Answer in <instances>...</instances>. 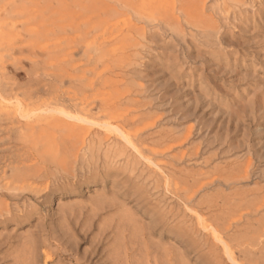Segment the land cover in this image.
I'll return each mask as SVG.
<instances>
[{"label":"rangeland","instance_id":"rangeland-1","mask_svg":"<svg viewBox=\"0 0 264 264\" xmlns=\"http://www.w3.org/2000/svg\"><path fill=\"white\" fill-rule=\"evenodd\" d=\"M142 2L0 0V264L233 263L200 245L197 202L264 196V0H201L209 31ZM139 131L151 167L119 136ZM235 166L247 176L227 180ZM253 211L227 222L247 250L220 235L236 264H264Z\"/></svg>","mask_w":264,"mask_h":264},{"label":"bare ground","instance_id":"bare-ground-1","mask_svg":"<svg viewBox=\"0 0 264 264\" xmlns=\"http://www.w3.org/2000/svg\"><path fill=\"white\" fill-rule=\"evenodd\" d=\"M200 1L201 0H181V2H180V5H179V7L177 6V3H176V1H169V0H143V2H142V4L141 5H139V7H141V11L140 12H142L143 13V15L145 16V17H149V16H153V14L152 13H150L148 16H147V14H146V12H147V10H151V12H153V10L154 9H162L161 10V12L159 13V16H160V19H161V22H164L166 25H168V26H170V25H173V24H176V25H180L181 23H180V19H179V17L178 16H176V12L179 10L182 14H184V16H185V19H186V21L189 23V24H191V25H194L193 27H195V22H197L199 25H202V26H204L203 28L205 29V30H210V25L206 22V21H204V19H203V16H202V12H201V8H200ZM234 1H238V0H234ZM236 2H234L235 4H236ZM240 2V1H239ZM239 2L237 3V4H239ZM125 3V2H124ZM233 3V2H232ZM225 4H226V2H225ZM225 6V5H224ZM119 7V6H118ZM219 7V6H218ZM121 8V7H120ZM123 8V7H122ZM203 8V7H202ZM119 9V8H118ZM178 9V10H177ZM207 9V8H206ZM222 9V8H221ZM233 10V9H232ZM126 11V10H125ZM144 11H145V13H144ZM155 11V10H154ZM223 11H225V9L223 10ZM222 11V12H223ZM127 12V11H126ZM221 12V11H220ZM219 12V13H220ZM230 12H231V10H230ZM179 13V12H178ZM218 13V14H219ZM226 13V12H225ZM126 14V13H125ZM128 14V13H127ZM126 14V15H127ZM152 14V15H151ZM222 14V13H221ZM227 14V13H226ZM117 15V14H116ZM225 15V14H224ZM120 16V15H119ZM133 16V15H132ZM134 16H135V14H134ZM137 16V15H136ZM183 16V15H182ZM220 16V15H219ZM235 16V15H234ZM154 17V16H153ZM128 18H130V16L128 15ZM119 19V18H118ZM144 19V18H143ZM150 19V18H149ZM153 19V18H152ZM154 19H156V18H154ZM137 20V19H136ZM184 20V19H183ZM138 22V21H137ZM122 23V22H121ZM144 23V22H143ZM159 23V22H158ZM210 23H212V22H210ZM129 24V23H128ZM145 24V23H144ZM157 24V23H156ZM130 25V24H129ZM150 25V24H149ZM152 25V24H151ZM165 25V26H166ZM185 25V24H184ZM190 25V26H191ZM158 26V25H157ZM156 26V27H157ZM164 26V27H165ZM118 27V26H117ZM131 27V26H130ZM155 27V26H154ZM167 27V26H166ZM176 27V26H175ZM174 27V28H175ZM183 27H185V26H183ZM192 27V26H191ZM159 28H160V26H159ZM169 28V27H168ZM219 28V27H218ZM119 29V28H118ZM153 29V28H152ZM157 29V28H156ZM155 29V30H156ZM170 29V28H169ZM197 29H199V28H197ZM165 30V29H164ZM174 30V29H173ZM159 31V30H158ZM163 31V30H162ZM168 31V30H167ZM177 31H178V29H177ZM176 31V32H177ZM219 31V30H218ZM218 31H217V33H218ZM147 33V32H146ZM164 33H165V31H164ZM163 33V34H164ZM178 33V32H177ZM176 33V34H177ZM183 33V32H182ZM186 33V32H185ZM148 34V33H147ZM150 34V33H149ZM215 35H216V33H214ZM159 35V34H158ZM161 35V34H160ZM184 35V34H183ZM162 36V35H161ZM173 36V35H172ZM176 36V35H175ZM196 36V35H195ZM160 37V36H159ZM177 37V36H176ZM184 37V36H183ZM209 37H210V35H209ZM178 39H179V37H178ZM197 39V38H196ZM196 39H194V40H196ZM181 40H182V38H181ZM183 41V40H182ZM166 42V41H165ZM164 42V43H165ZM169 44V43H168ZM191 45V44H190ZM192 47V46H191ZM133 57V56H132ZM218 57V56H217ZM216 58V57H215ZM210 59V58H209ZM222 60V59H221ZM216 75V74H215ZM69 98V97H68ZM72 98H74V97H72ZM53 99H54V97H53ZM66 101V100H65ZM56 105V104H55ZM77 107V106H76ZM66 108V107H65ZM66 110V109H65ZM58 111V110H57ZM71 113V112H70ZM69 113V114H70ZM72 114V113H71ZM84 114V113H83ZM94 114V113H93ZM91 115V114H90ZM72 116V115H71ZM67 117V116H66ZM90 117V116H89ZM68 118V117H67ZM72 118V117H71ZM79 118V117H78ZM82 118V117H81ZM80 118V119H81ZM94 118V117H93ZM134 118V117H133ZM69 119V118H68ZM59 121H61V120H59ZM79 121V120H78ZM136 121V120H135ZM84 122V121H83ZM158 122V121H157ZM238 122V121H237ZM90 123V122H89ZM88 123V124H89ZM96 123V122H95ZM84 124V123H83ZM61 125V124H60ZM85 125H86V123H85ZM90 125H92V124H90ZM111 127V126H110ZM89 128V127H88ZM114 128V127H113ZM109 129V128H108ZM107 129V130H108ZM150 129V128H149ZM67 131V130H66ZM103 131V130H102ZM143 132V131H142ZM187 132V131H186ZM121 134H119V136L120 137H122L123 139H124V141L127 143V145H129V148L131 147L133 150H134V153L136 152L137 153V156L139 155V157H141V158H143L144 159V161H145V164L146 165H148L149 167H151L154 163H153V160H155L160 154H161V152H159L158 151V149H154V150H152V158H147L146 156H145V151H143V150H140V149H138V147H137V145L138 144H142V143H144V141H142V136H141V131H139V132H137L133 137H130L129 135H126V134H124V133H122V132H120ZM144 133V132H143ZM146 134V133H145ZM117 135H118V133H117ZM178 135V134H177ZM103 136H104V133H103ZM106 137V136H105ZM104 137V138H105ZM187 137H189V134H188V136ZM121 138V139H122ZM122 139V140H123ZM183 139V138H182ZM86 140V139H85ZM91 140V139H90ZM106 140V139H105ZM105 142V141H104ZM173 143H178V139L177 138H174V140H173ZM156 146V145H155ZM158 146V145H157ZM166 146H167V144H166ZM101 147V146H100ZM163 147H165V145L163 146ZM182 147V146H181ZM98 148V147H97ZM168 148V147H167ZM171 148V147H170ZM238 148V147H237ZM99 149V148H98ZM174 149V148H173ZM147 150V149H146ZM227 150V149H226ZM87 151V150H86ZM132 151V150H131ZM201 152V151H200ZM222 152V151H221ZM165 154H166V152H165ZM72 155V154H71ZM173 157V156H172ZM172 157H170V158H172ZM140 158V159H141ZM108 159V158H107ZM184 159V158H183ZM177 160H179V159H177ZM143 161V162H144ZM153 168H155V166H153ZM221 168V167H220ZM234 169L235 170H232L231 172H229V174H228V176H227V180H232V179H237V180H239L240 178H245L246 176H247V172L246 171H244L242 168H240V167H237V166H235L234 167ZM249 169V168H248ZM4 170V169H3ZM200 170V169H199ZM9 171V170H8ZM109 175V174H108ZM262 175V174H261ZM1 176H2V174H1ZM165 176V175H164ZM251 176V175H250ZM166 177V176H165ZM213 177V176H212ZM103 179V178H102ZM250 179V178H249ZM91 180V179H90ZM209 180H210V178H209ZM226 180V182H228ZM248 180V179H247ZM215 182V180L214 179H212L209 183H208V185L209 184H212V183H214ZM80 184V183H79ZM166 184V183H165ZM241 184V183H240ZM207 185V184H206ZM193 186H194V188H195V191H192V192H190V191H186L185 190V193H183L179 198L180 199H182L186 204H192L193 203V198H194V196H195V194L197 193V191H199V190H201V189H203L204 188V186H205V184H202V182H201V179L200 178H198V179H193ZM14 187V186H13ZM213 187V186H212ZM132 189V188H131ZM218 189V188H217ZM3 191V190H2ZM10 191V190H9ZM66 191V190H65ZM12 193V192H11ZM180 193V192H179ZM202 193V192H201ZM189 194H191V196H189ZM0 195H2L1 193H0ZM20 195V194H19ZM124 195V194H123ZM202 195V194H201ZM253 195V198H251V199H249L248 198V196L245 194H240L238 197H235V198H224V200H223V205L220 207L219 206V204H218V202L215 200V199H213V198H207V199H203V200H201V201H198L197 202V206H198V208L201 210V212L202 211H204L205 212V214L207 215V218H204V219H198V221H199V227H200V230H201V232L203 233V236H201L202 237V239H203V244H200V245H203V247H206V249L207 250H209V256H214L215 254H214V252H215V250H219V248L216 246V245H214V243H212V242H210V237H214V239H216V240H218V241H220V243L222 244V246H223V250H226V253H227V256L229 257V259L234 263V264H236V260H235V258L233 257V254L230 252V250H232V247H230L225 241H223V239H222V237H220V235L221 234H224V235H226V236H228V239H229V241H231V242H235V246H236V248H237V250H247L243 245H244V239L247 237H245V235H241L240 233H242V232H240V231H236L234 234H232V235H228V233L231 231V226L230 225H227V222L229 221V220H231V219H235L238 215V211H239V209H240V207H242L244 204H246L247 205V207H249V209H251L252 211H253V214H254V212L257 214V213H259L260 211H261V209L264 207V196H261L259 193H254V194H252ZM3 196V195H2ZM12 197L13 198H15L16 196H15V194L13 195L12 194ZM18 197V196H17ZM16 197V198H17ZM33 198V197H32ZM28 200H29V198H27ZM96 199H98V198H96ZM22 200V199H21ZM177 201H179V200H177ZM12 202H14V201H12ZM29 202V201H28ZM159 202V201H158ZM157 202V203H158ZM19 203H20V201H19ZM162 203V202H161ZM17 204V203H16ZM25 204V203H24ZM43 205V204H42ZM10 206H13V205H10ZM23 206V205H22ZM38 206V205H37ZM44 206V205H43ZM164 206V205H163ZM184 206V205H183ZM17 207V206H16ZM24 207V206H23ZM1 208V207H0ZM7 208V207H6ZM24 209V208H23ZM196 209V208H195ZM6 210V215H9L10 214V212L8 211V209H5ZM19 210V209H18ZM66 210V209H65ZM82 210H83V208H82ZM91 210V209H90ZM11 211H12V208H11ZM37 211V210H36ZM41 211V210H40ZM67 211V210H66ZM76 211V210H75ZM92 211V210H91ZM217 211H219L220 213L219 214H214V213H216ZM248 211V210H247ZM14 212V211H13ZM68 212H69V210H68ZM78 212H79V209H78ZM77 212V213H78ZM200 212V213H201ZM243 212V211H242ZM244 212H246V211H244ZM97 213V212H96ZM171 213V212H170ZM174 213V212H173ZM172 213V214H173ZM188 213V212H187ZM193 213V212H192ZM191 213V214H192ZM241 213V212H240ZM74 214H75V212H74ZM83 214H85V213H83ZM98 214V213H97ZM244 214V213H243ZM30 214L29 213H25L24 214V216H29ZM70 215L71 214H69V215H67L68 217H70ZM78 215V214H77ZM177 215H178V213H177ZM181 215V214H180ZM193 215V214H192ZM202 215V214H201ZM0 216L1 217H3L4 215H3V213H1V211H0ZM81 216H82V214H81ZM204 216V215H203ZM249 216H251L250 214L248 215V218H247V221H246V223L249 225V224H251V222H250V218L251 217H249ZM73 217V216H72ZM84 217V216H83ZM240 219H243V217L241 216V214H240ZM10 218H13V216L11 215V216H8V217H6L4 220H6V219H10ZM19 218V217H18ZM65 218H67V217H65ZM75 218V217H74ZM253 218V217H252ZM73 219V218H72ZM11 220V219H10ZM236 220V219H235ZM234 220V221H235ZM197 221V220H196ZM10 222V221H9ZM64 222H65V220H64ZM184 222V221H183ZM8 223V222H7ZM13 223V222H12ZM173 223V222H172ZM212 223H216V224H218V226L220 227V229L221 230H215V231H213V229L211 228V224ZM17 224V223H16ZM70 224H71V222H70ZM53 225V224H52ZM130 225V224H129ZM17 226V225H16ZM49 227V226H48ZM122 227H123V225H122ZM131 227V226H130ZM55 228V227H54ZM138 228V227H137ZM264 228V227H263ZM46 229V228H45ZM49 229V228H48ZM53 229V228H52ZM164 229V228H163ZM193 229V228H192ZM54 230V229H53ZM104 230V229H103ZM127 230V229H126ZM138 230V229H137ZM170 230H172V229H170ZM47 231V230H46ZM45 231V232H46ZM139 231V230H138ZM137 231V232H138ZM158 231H159V228H155V229H153V233L154 234H157L158 233ZM44 232V231H43ZM64 232V231H63ZM128 232H130V231H128ZM244 232L245 233H249V232H251V230H248V229H246V230H244ZM110 233V232H109ZM119 234H121L122 235V233H120V232H118ZM117 233V234H118ZM133 233V232H132ZM136 232H134V234H135ZM160 233V232H159ZM172 233V232H171ZM191 233H193V232H191ZM43 234V233H42ZM45 234H47V232L45 233ZM55 234V233H54ZM102 234H104V233H102ZM195 234V233H194ZM264 234V233H263ZM53 235V234H52ZM51 235V236H52ZM109 235V234H108ZM127 235H129V233L127 234ZM127 235H126V238H128L127 237ZM132 235V234H131ZM159 235V234H158ZM35 236V235H34ZM68 236V235H67ZM116 236V235H115ZM194 236V235H193ZM196 236V235H195ZM43 237V236H42ZM256 237V236H255ZM41 238V237H40ZM137 238V237H136ZM260 238H263V237H260ZM32 239V238H31ZM115 239H116V237H115ZM114 238H113V240H111L112 242L113 241H116ZM118 239H119V236H118ZM247 239V238H246ZM256 239V238H255ZM8 240V239H7ZM6 240V241H7ZM61 240H63V239H61ZM66 240H67V238H66ZM103 240H104V238H103ZM249 240V239H248ZM3 241H4V239H3ZM2 241V242H3ZM32 241V240H31ZM44 241V240H43ZM65 241V240H64ZM105 241V240H104ZM131 241V240H130ZM259 241V240H258ZM100 242V241H99ZM98 242V243H99ZM127 242V241H126ZM148 242V241H147ZM216 242V241H215ZM103 243H105V242H103ZM114 243V242H113ZM120 243V242H119ZM121 243H122V239H121ZM128 243L129 242H127V245H128ZM190 243H194V244H198V240H192V242H190ZM201 243V242H200ZM247 243V242H246ZM245 243V244H246ZM1 244V243H0ZM23 244V243H22ZM28 244V243H27ZM36 244V243H35ZM184 244V243H183ZM8 245V244H7ZM259 245H260V242H259ZM13 246V245H12ZM26 245H24V247H25ZM104 246V245H103ZM221 246V245H220ZM250 246V245H249ZM255 246V245H254ZM22 247H23V245H22ZM153 247V246H152ZM159 247V246H158ZM256 247H258V246H256ZM7 248V247H6ZM28 248V247H27ZM33 248V247H32ZM103 248V247H102ZM102 248H101V250H102ZM222 248V247H221ZM252 248V247H251ZM39 249V248H38ZM59 249H60V247H59ZM100 249V248H99ZM98 249V250H99ZM161 249V248H160ZM40 250V249H39ZM149 250V249H148ZM27 251V250H26ZM123 251V250H122ZM28 253V252H27ZM34 253V252H33ZM150 253V252H149ZM194 253V252H193ZM259 253V252H258ZM31 254V253H30ZM96 254V253H95ZM235 254V253H234ZM237 254V253H236ZM26 255V254H25ZM98 256V255H97ZM237 256V255H236ZM264 256V255H263ZM34 257H36V256H34ZM54 257V256H53ZM95 257V256H94ZM261 257V256H260ZM23 258V257H22ZM102 258V257H101ZM227 258V257H226ZM238 258V257H237ZM46 259V258H45ZM109 259V258H108ZM261 259H262V257H261ZM22 260V259H21ZM148 260V259H147ZM227 260V259H226ZM243 260V258L241 259V261ZM263 260V259H262ZM99 261H101V259L99 260ZM99 261H97V262H99ZM228 261V260H227ZM239 261V260H238ZM243 261H245L244 262V264L247 262L246 260H243ZM254 262L255 261H253V264H254ZM92 263V262H91ZM94 263V262H93ZM92 263V264H93ZM96 263V262H95ZM231 263V262H230ZM232 263V264H233ZM242 263V262H241ZM249 263H251V260H250V262ZM199 264V263H198ZM239 264V263H238ZM255 264H257V261H256V263Z\"/></svg>","mask_w":264,"mask_h":264}]
</instances>
